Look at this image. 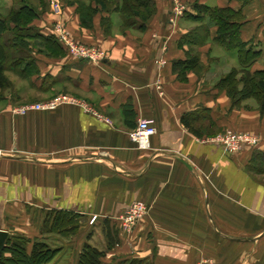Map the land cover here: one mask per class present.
Instances as JSON below:
<instances>
[{
  "label": "crops",
  "instance_id": "1",
  "mask_svg": "<svg viewBox=\"0 0 264 264\" xmlns=\"http://www.w3.org/2000/svg\"><path fill=\"white\" fill-rule=\"evenodd\" d=\"M28 1L38 13L34 30L58 42H30L23 49L29 75L9 72L13 85L0 95V229L58 249L48 264H77L84 243L104 251L101 264H264V173L247 169L254 150L264 154V113L244 107L249 100L232 105L215 86L239 65L237 52L214 40L217 26L195 7L240 11L239 36L259 52L254 71L264 69V0H154L144 29L123 28L112 2L105 9L93 0H80L97 8L91 26H82L79 0H63L64 26L72 39L100 51L95 61L72 56L59 41L47 0ZM11 4L0 0V14ZM190 48L203 69L181 79L173 62ZM60 95L76 101L10 111ZM184 114L198 133L182 123ZM139 119L156 128L147 149L128 135ZM226 130L258 142L226 152L217 140ZM134 200L148 205L147 214L131 231L118 230L108 247L105 220L116 226ZM52 210L79 213L76 233H41Z\"/></svg>",
  "mask_w": 264,
  "mask_h": 264
},
{
  "label": "trees",
  "instance_id": "2",
  "mask_svg": "<svg viewBox=\"0 0 264 264\" xmlns=\"http://www.w3.org/2000/svg\"><path fill=\"white\" fill-rule=\"evenodd\" d=\"M15 5L6 15L0 14V95L3 90L10 89L12 82L8 77L11 72L18 77L25 78L29 75L31 59L23 49L35 38L45 43H57L52 34L43 35L36 32L31 24L38 16L36 9L28 0H13ZM91 1V0H90ZM106 8L107 2L114 4L113 10L117 11L123 20V28L134 27L144 29L147 20L156 10L154 0H93ZM77 10L80 14L81 25L91 26V16L97 8L90 2L78 1ZM112 4V5H113ZM198 14H203L210 22L217 26L214 40L225 49L236 50L239 65L232 67L221 76L215 86L224 90L234 106H241L247 100H255L258 103L260 113H264V69L250 70L251 62L258 56L246 42L242 41L240 27L242 16L240 11L230 7H217L208 5H195ZM104 30L108 28L106 19L101 20ZM196 42V41H194ZM173 69L177 71L179 78H184L189 70L201 72L203 66L199 63L198 53L190 48L186 51L183 60L173 62ZM245 107V103L243 105ZM188 114V113H187ZM187 114L182 115L181 121L194 133H198L190 126L191 119ZM251 172L264 173V154L254 150L247 164ZM79 213L70 210H52L46 212L41 224V233H56L61 236H70L79 228ZM105 220L103 230L108 247L117 242L118 226ZM32 242L30 251L27 243ZM58 249L50 247L45 241L34 238L29 239L24 235L13 233L5 241V246L0 254V264H46L57 254ZM104 251L93 245L84 243L77 264H101ZM129 264H149L140 259H132Z\"/></svg>",
  "mask_w": 264,
  "mask_h": 264
},
{
  "label": "built area",
  "instance_id": "3",
  "mask_svg": "<svg viewBox=\"0 0 264 264\" xmlns=\"http://www.w3.org/2000/svg\"><path fill=\"white\" fill-rule=\"evenodd\" d=\"M49 4L52 13L57 16V20L54 24V32L59 41L65 45L67 51L76 58L92 61L101 58L100 51L95 47L76 41L70 37V34L61 19L63 13V0H50ZM75 101L76 100L72 97L60 95L44 102L17 105L12 107L10 111L14 114H25L30 110L52 109L58 104L65 102L73 103ZM155 133L156 128L149 120L139 119L136 126L128 133V135L139 149H147L149 147L150 137ZM217 140L222 144L223 149L226 152H234L239 150L243 145L253 146L258 142V138L255 135H251L247 132H235L232 130H226ZM147 211L148 205L145 202L134 200L117 215V226L120 230L129 232L133 229L138 220L147 214ZM96 218V215H92L89 219V223H94Z\"/></svg>",
  "mask_w": 264,
  "mask_h": 264
},
{
  "label": "rangeland",
  "instance_id": "4",
  "mask_svg": "<svg viewBox=\"0 0 264 264\" xmlns=\"http://www.w3.org/2000/svg\"><path fill=\"white\" fill-rule=\"evenodd\" d=\"M49 2H50V0H47V3H48V9H49V11H50V13L53 15V16H55V21L57 20V16L55 15V14H53L52 13V11H51V9H50V4H49ZM63 4H64V2H63ZM12 5V4H11ZM13 6V5H12ZM63 15V14H62ZM62 15H61V19H62ZM54 24H55V22H54ZM234 54V53H233ZM12 85H13V83H12ZM8 91V90H7ZM6 91V92H7ZM3 92V91H2ZM29 102H24V103H21V104H28ZM33 103H35V102H33ZM245 107L246 108H251V107H258V103H257V101H255V100H253V99H251V100H249L247 103H245ZM232 131H234V130H232ZM235 132H241V131H235ZM89 222V221H88ZM90 224H93V223H90ZM89 224V226H92L93 227V225H90ZM95 226V225H94ZM110 227H112L113 229H114V227L110 224ZM118 230H120V228L118 227ZM121 232L124 234V233H126L127 231H123V230H121ZM118 238V237H117ZM118 240V239H117ZM46 264H48V263H46Z\"/></svg>",
  "mask_w": 264,
  "mask_h": 264
},
{
  "label": "water",
  "instance_id": "5",
  "mask_svg": "<svg viewBox=\"0 0 264 264\" xmlns=\"http://www.w3.org/2000/svg\"><path fill=\"white\" fill-rule=\"evenodd\" d=\"M9 238L7 231L0 229V254L5 246V241Z\"/></svg>",
  "mask_w": 264,
  "mask_h": 264
}]
</instances>
